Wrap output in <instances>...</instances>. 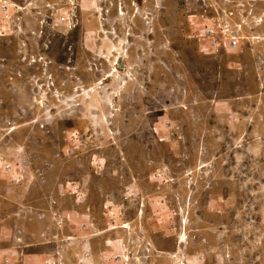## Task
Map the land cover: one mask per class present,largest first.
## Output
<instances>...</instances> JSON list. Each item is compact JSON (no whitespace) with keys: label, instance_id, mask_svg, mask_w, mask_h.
I'll return each mask as SVG.
<instances>
[{"label":"rangeland","instance_id":"1","mask_svg":"<svg viewBox=\"0 0 264 264\" xmlns=\"http://www.w3.org/2000/svg\"><path fill=\"white\" fill-rule=\"evenodd\" d=\"M0 264H264V0H0Z\"/></svg>","mask_w":264,"mask_h":264},{"label":"crops","instance_id":"2","mask_svg":"<svg viewBox=\"0 0 264 264\" xmlns=\"http://www.w3.org/2000/svg\"><path fill=\"white\" fill-rule=\"evenodd\" d=\"M30 261H32V260H30Z\"/></svg>","mask_w":264,"mask_h":264}]
</instances>
